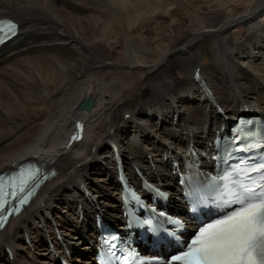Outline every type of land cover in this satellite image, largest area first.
Wrapping results in <instances>:
<instances>
[{
    "label": "bare ground",
    "instance_id": "6f19581e",
    "mask_svg": "<svg viewBox=\"0 0 264 264\" xmlns=\"http://www.w3.org/2000/svg\"><path fill=\"white\" fill-rule=\"evenodd\" d=\"M168 1L0 0V17L20 24L0 48V173L25 161L55 173L0 231V264H56L51 247L61 252L63 244L69 254L62 256L71 264L79 257L92 264L95 214L119 221L111 142L134 180L133 164L175 192L172 160L164 155L171 151L176 158L190 146L210 154L220 124L246 108L264 117V0H252L248 10L213 14L205 25L187 29L168 54L160 46L155 56L133 33L152 18L175 15L179 6H199L197 0ZM240 26L237 39L233 30ZM174 31L167 23L162 40ZM119 37L124 60L112 55ZM137 50L146 54L144 61ZM87 97L94 100L91 109H78ZM77 120L86 131L69 145ZM170 203L179 206L176 199ZM5 246L13 249L12 258Z\"/></svg>",
    "mask_w": 264,
    "mask_h": 264
},
{
    "label": "snow or ice",
    "instance_id": "6c2138e0",
    "mask_svg": "<svg viewBox=\"0 0 264 264\" xmlns=\"http://www.w3.org/2000/svg\"><path fill=\"white\" fill-rule=\"evenodd\" d=\"M5 23L7 31L0 26V44L18 34L14 21ZM195 78L201 79L199 69ZM90 104V100H85L82 106ZM218 111L223 109L218 107ZM253 124L256 131L248 127ZM77 128L82 129V125L77 123ZM75 139L78 137L73 136ZM215 143L217 155L212 159L219 161L215 175L201 171V154L194 146L184 157L185 171H181L178 160L173 161V170L186 189L188 211L200 225L192 238L181 240L184 221L142 202L127 178H123L129 232L134 227L143 230L147 225V231L161 247L175 242L179 250L167 256L145 257L128 245L126 238L104 231L101 224L99 251L102 258L106 257V264H264V122L241 120L231 135L218 136ZM41 176L48 179L40 168L30 164L0 174V228L29 203L41 184ZM144 188L154 199L166 195L146 182ZM213 216L218 218L212 219ZM206 219L211 222L206 223ZM168 226H173L171 231Z\"/></svg>",
    "mask_w": 264,
    "mask_h": 264
},
{
    "label": "rangeland",
    "instance_id": "374dc122",
    "mask_svg": "<svg viewBox=\"0 0 264 264\" xmlns=\"http://www.w3.org/2000/svg\"><path fill=\"white\" fill-rule=\"evenodd\" d=\"M176 2L178 3V1ZM197 3H199V6L193 7V9L188 8L189 9L188 10L187 7L184 8L185 6H179L175 15H171V16L166 15V17L163 16L164 18L161 17L159 19L152 18L150 21L143 22L142 23L143 25L141 24V28L133 33L134 34L133 38L137 41H140L141 43H144L146 45L145 48L147 49V51L153 53V55L155 56H157L158 53L161 52L160 46L164 47L166 54H168L170 52L171 46L174 45L175 42H177L181 38L182 34L185 33L187 29L191 27L205 25L207 18L212 16L213 14L219 15V14L225 13L226 10L227 11L233 10L232 8L234 7H235L234 9L236 10L240 8L244 10H248L250 6L253 5L252 0H197ZM160 7L164 8L163 5H160ZM259 20L264 21V18L262 17ZM169 22H172L174 24L175 31L171 34V36L167 37L169 40L165 42L162 40L160 29L163 26H166V24ZM122 30L123 29L120 30V28H118L116 32L123 34ZM233 32L235 33V37L239 39L242 33L244 32V28L243 26L234 28ZM121 42H122L121 38L120 37L117 38V43H115L112 46V52H113L112 55L116 58L124 60L126 55L122 54V51H121L122 49L118 47L119 44H121ZM137 54H138L140 61L145 60L146 54L144 52L137 50ZM171 59L173 62L176 61L175 58H171ZM205 59H208V58L206 57ZM136 64H139V63H136ZM247 100L251 101L252 99L249 96ZM250 105L254 106V100L251 101ZM154 132L156 133V135H160L159 132L155 130ZM147 157H148V154H147ZM86 243L87 241L83 242V244H80V245L78 244V247H81ZM34 250L35 249L33 247L30 249L31 252H33Z\"/></svg>",
    "mask_w": 264,
    "mask_h": 264
},
{
    "label": "water",
    "instance_id": "95a60500",
    "mask_svg": "<svg viewBox=\"0 0 264 264\" xmlns=\"http://www.w3.org/2000/svg\"><path fill=\"white\" fill-rule=\"evenodd\" d=\"M85 100H90L91 101L90 106H82ZM93 102H94V100L91 97L83 98L78 104V109L89 111L91 109L92 105H93Z\"/></svg>",
    "mask_w": 264,
    "mask_h": 264
}]
</instances>
